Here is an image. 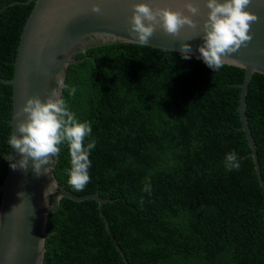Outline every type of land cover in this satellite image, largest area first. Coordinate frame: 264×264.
Wrapping results in <instances>:
<instances>
[{
	"label": "trees",
	"instance_id": "1",
	"mask_svg": "<svg viewBox=\"0 0 264 264\" xmlns=\"http://www.w3.org/2000/svg\"><path fill=\"white\" fill-rule=\"evenodd\" d=\"M0 0V79L12 76L22 26L33 2ZM11 2H17L9 5ZM62 95L78 121L91 122L96 147L83 191L68 183L62 143L53 177L75 196L48 213L42 264H264V193L237 113L243 70L138 44L77 53ZM9 85L0 82V184L6 171ZM244 115L264 185V75L253 73ZM235 151L239 170L227 171ZM150 182L151 191H143Z\"/></svg>",
	"mask_w": 264,
	"mask_h": 264
},
{
	"label": "water",
	"instance_id": "2",
	"mask_svg": "<svg viewBox=\"0 0 264 264\" xmlns=\"http://www.w3.org/2000/svg\"><path fill=\"white\" fill-rule=\"evenodd\" d=\"M31 1L33 5L16 46L12 76L7 80L0 79L11 89L9 137L20 135L16 126L26 117L23 114L17 116V113L25 100L38 96L43 102L51 90L58 87L57 78L64 81L66 67L80 61L74 59L77 53L108 44H137L130 42L133 37L129 36L133 4L146 3L152 8H168L184 15H190L184 8L185 3L197 6L199 14L191 17L197 24L196 29L184 26L173 37L157 25L146 46L180 53L181 44L186 43L191 46V56L198 58V46L203 43L201 26L209 11L205 0H26L23 4ZM93 3L101 7L102 14L91 11ZM246 10L258 17L251 24L253 39L229 58L242 65L238 67L243 70L242 81L235 85L239 88L236 107L239 129L247 142L248 155L264 193L255 146L244 115L247 84L253 73L264 75V0H251ZM20 159L21 155L9 145L6 171L0 184V264H42L43 244L49 235L45 230L47 215L57 210L61 198L75 202L92 199L96 201L102 218L100 208L108 200L101 199L96 193L75 196L58 185L52 174L57 156L43 165L39 174L33 171L31 161L27 169L10 166ZM103 222L111 238L104 218ZM40 239L42 241L38 243Z\"/></svg>",
	"mask_w": 264,
	"mask_h": 264
},
{
	"label": "clouds",
	"instance_id": "3",
	"mask_svg": "<svg viewBox=\"0 0 264 264\" xmlns=\"http://www.w3.org/2000/svg\"><path fill=\"white\" fill-rule=\"evenodd\" d=\"M250 4L251 0H205L209 11L201 26L203 43L198 46V51L199 58L214 71H220L225 65L242 67L229 57L253 39L251 24L258 17L246 10ZM184 8L190 15L168 8H152L146 3L133 4L129 28V36L133 39L130 42L141 47L148 45L157 25L173 37L184 26L196 29L197 24L191 17L199 14V8L191 2L185 3ZM91 11L102 14L101 7L96 3L92 4ZM179 54L183 59H190L191 46L181 44ZM57 85L43 102L38 96H30L21 106L17 116L23 114L26 118L17 123L16 131L20 135L12 134L8 139V144L21 155V159L10 166L27 169L31 161L33 171L39 174L41 167L49 164L59 154V146L66 142L71 164L68 183L75 191H83L90 181L89 155L96 147L94 140L85 145V138L91 135V122L78 121L62 95V91L67 89L68 95L74 96L77 89L59 78ZM224 167L227 171L239 170L240 161L235 151L226 154ZM143 191H151L150 182L145 184Z\"/></svg>",
	"mask_w": 264,
	"mask_h": 264
}]
</instances>
